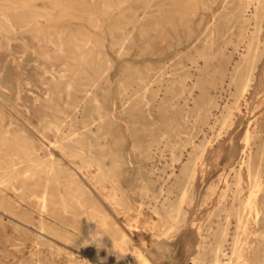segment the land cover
<instances>
[{"label":"rangeland","instance_id":"rangeland-1","mask_svg":"<svg viewBox=\"0 0 264 264\" xmlns=\"http://www.w3.org/2000/svg\"><path fill=\"white\" fill-rule=\"evenodd\" d=\"M19 1L0 0V6L26 16L23 15L22 21L15 23L14 27H8L0 17V264H138L137 252L149 264H192L200 243L197 230L201 228L204 234L210 233L217 222H224L222 216H214L213 209L225 182L231 180L232 168L235 169L241 159L246 126L250 132L256 131L257 135L263 136L264 53L256 63L245 100L243 97L238 102L239 110L236 111V107L231 110L233 121H229L226 127L220 129L217 125L225 105L234 100V85L226 80L222 83V90L210 88L203 93L205 100L213 97L216 100V106L210 110V120L198 124L194 120L195 115L191 114L192 108L201 104V92L194 84L197 79L196 62L198 66L202 64L201 59L194 63L191 56L201 47L228 51L230 44L227 40L234 41L240 29L239 23L229 20V5L237 0H228L225 9L226 0H105V3L104 0H72L74 4H70L71 0H64L67 4L63 0ZM52 1L60 3L57 5ZM62 2L70 4L71 8ZM159 5L162 8L159 9ZM10 10L8 13L13 14ZM108 10L113 11L110 13ZM177 10H180V15ZM35 12L42 13L37 15ZM69 15L79 17L75 19L72 16L70 21ZM89 16L94 19H89ZM86 21L93 22V25ZM34 23L35 27H30ZM95 25L98 28H94ZM5 70L12 73L8 81ZM2 85L6 86L2 89ZM17 86L20 92L15 89ZM44 104H49L47 109ZM166 118L170 121L167 122ZM59 135L61 139L65 138L63 143L66 145L79 146L82 154L72 150L64 155L56 149L51 142L59 140ZM69 135L73 136V142L66 140ZM189 135L192 136V144L206 143L204 152L197 160L194 159L196 168L188 189L192 205L186 196L185 199L182 197L181 192L187 185L183 180L181 187L173 189L170 196L182 198L178 201L186 214L184 226H180L174 236L159 237L151 222L156 223L159 229L165 221L161 213L152 211L154 200L150 194L162 202L164 194H158L159 184L171 172L177 174L188 159L192 144L187 143V146L185 142ZM171 143L185 145H180L182 150L179 149L177 162L170 158ZM133 147L152 149V154L148 159H142L133 152ZM49 151L67 170L60 174V184L50 187L54 198L58 200L66 194L65 176L73 173L77 185L86 194L87 204L77 207L67 201L66 208L55 206L44 213L37 208L44 178L39 171L33 178L25 171L34 162H47ZM88 154L95 155V159L105 167L111 166L113 157H120L121 166L114 168L111 180L94 184L91 180L96 173L94 165L78 168L81 159ZM153 178L155 183L149 184V195L141 196V182ZM172 180L173 176L170 182ZM213 183L217 188L202 205L203 197ZM112 185L118 187L116 195L122 198L126 209H122L116 200L108 199ZM90 206L99 214L91 215ZM41 219L51 226L43 234H39L37 229ZM233 226V220L229 219L226 248ZM120 240H123L124 249L120 247Z\"/></svg>","mask_w":264,"mask_h":264},{"label":"bare ground","instance_id":"bare-ground-1","mask_svg":"<svg viewBox=\"0 0 264 264\" xmlns=\"http://www.w3.org/2000/svg\"><path fill=\"white\" fill-rule=\"evenodd\" d=\"M7 1V0H6ZM33 1V0H32ZM37 1V0H35ZM77 1V0H75ZM101 1V0H99ZM103 1V0H102ZM122 1V0H121ZM138 1V0H137ZM148 1V0H147ZM146 1V2H147ZM179 1V0H178ZM21 2V0L19 1ZM30 2V1H29ZM54 2V1H52ZM64 2V0H63ZM62 2V3H63ZM67 2V1H66ZM64 2V3H66ZM74 1L71 0L70 4ZM81 2V1H79ZM90 2V1H89ZM98 2V1H97ZM107 2V0H106ZM112 2V1H111ZM150 2V1H149ZM190 2V1H189ZM225 2V0L223 1ZM9 3V2H7ZM24 2L21 3V5ZM26 3H28L26 1ZM25 3V5H26ZM57 4V2H54ZM53 3V4H54ZM60 2H58L57 5H59ZM61 3V4H62ZM63 3V4H64ZM105 3V0H104ZM116 3V1H115ZM29 4V3H28ZM51 4V5H53ZM55 4V5H56ZM67 4V3H66ZM65 5L66 7H70L71 5ZM83 4V3H82ZM86 4V3H85ZM110 4V2L108 3ZM146 5V3H144ZM148 4V3H147ZM172 4V3H171ZM228 4V0H226L225 7L223 9L227 8L226 6ZM12 5V4H11ZM24 5V4H23ZM34 5V4H33ZM64 5L62 7L64 8ZM79 3L77 4V6ZM96 5V4H95ZM100 5V3H99ZM104 5V4H103ZM176 5V4H175ZM188 5V4H187ZM190 5H192L190 3ZM224 5V4H222ZM221 5V6H222ZM15 6V5H13ZM19 6V5H18ZM50 6V5H49ZM61 6V5H60ZM74 6V5H73ZM76 6V7H77ZM86 6V5H85ZM88 6V5H87ZM98 6V5H97ZM101 6V5H100ZM108 6V5H107ZM111 5H109L110 7ZM120 6V5H118ZM118 6L116 8H118ZM170 6V5H169ZM174 6V5H173ZM178 6V5H176ZM201 6V5H200ZM6 6H0L1 13L0 17L2 18V21L8 25V27H14L16 24L15 23H20L22 21V18L25 16L23 13H19L18 11H15L10 8H5ZM22 7V6H21ZM25 7V6H24ZM23 7V8H24ZM42 7V6H41ZM61 7V8H62ZM79 7V6H78ZM84 7V6H83ZM104 8V6H102ZM115 7V6H114ZM154 7V6H153ZM156 7V6H155ZM166 7V6H165ZM179 7V6H178ZM204 7V5L202 6ZM26 8V7H25ZM28 8V7H27ZM71 8V7H70ZM69 8V9H70ZM82 8V7H81ZM80 8V9H81ZM87 8V7H86ZM89 8V6H88ZM101 8V7H100ZM107 8V7H106ZM115 8V9H116ZM152 8V7H151ZM149 8V9H151ZM158 8V7H157ZM162 8L159 5V9ZM183 8V7H181ZM177 8V9H181ZM192 8V6H191ZM195 8V5H194ZM230 12H229V20L235 23L240 24V29L238 32V35L234 41L232 40H227V42L230 44V47L228 48V51L224 50H213L211 47L208 48H198L196 50V53L191 56L193 59L194 63L196 62L197 59L202 60V64L196 66L197 70V79L194 85H198V88L200 90V96L199 100L201 101L200 105L198 107L196 106L195 108H192L191 114L193 113L195 116V121H197L198 124L200 123H205L207 122V119L210 114V110L213 106H216V100L215 98H209L208 100H205L203 97V93H206V91L210 88L212 89H219L222 90V83L226 80L228 83L234 85V100L232 103H228V105H225V109L221 112V117L217 120V125L219 124L220 129H223L226 127L229 121H233V118L231 120V110L236 107V111L239 110V106L237 107L238 102L240 100L242 101L241 98H243L246 93L249 91V88L251 86V82L254 78V70L256 68V63L258 60L262 57V54L264 53V0H237L236 3H230L229 5ZM20 9V8H18ZM35 9V8H34ZM33 9V10H34ZM47 9V8H45ZM44 9V10H45ZM60 9V8H59ZM67 9V8H66ZM85 9V8H84ZM110 9V8H109ZM113 9V8H112ZM114 9V10H115ZM175 9V8H174ZM173 9V10H174ZM186 9V8H185ZM196 9V8H195ZM9 10L13 12V14H9ZM41 10V9H40ZM58 10V9H56ZM60 9L59 11H61ZM68 10V9H67ZM66 10V11H67ZM72 10V9H71ZM83 10V9H82ZM100 10V9H99ZM98 10V11H99ZM104 10V9H102ZM111 10V9H110ZM128 10V9H126ZM131 9H129L130 11ZM172 10V11H173ZM25 12L26 10H22ZM21 11V12H22ZM37 11V9H36ZM46 11V10H45ZM57 11V13L59 12ZM63 11V10H62ZM65 11V10H64ZM69 11V10H68ZM75 11V10H74ZM72 11V12H74ZM107 11V9H106ZM109 11V10H108ZM113 11V10H112ZM112 11H109L110 13ZM125 11V9H124ZM175 11V10H174ZM173 11V12H174ZM179 15H180V10ZM182 11V10H181ZM187 11V10H185ZM10 12V13H11ZM34 12V11H30ZM39 12V11H37ZM35 12V13H37ZM71 12V11H70ZM87 12V11H86ZM172 12V13H173ZM29 12L27 11L26 14ZM42 13V12H41ZM40 13V14H41ZM44 13V12H43ZM47 13L48 10H47ZM46 13V14H47ZM75 13V12H74ZM79 13V12H78ZM85 13V12H84ZM89 13V12H88ZM91 13V11H90ZM98 13V12H97ZM104 13V12H103ZM106 13V12H105ZM108 13V12H107ZM182 13V12H181ZM190 13V12H189ZM188 13V14H189ZM37 13V15H40ZM45 14V13H44ZM51 14V13H49ZM63 14V12H62ZM67 14V13H65ZM81 14V13H79ZM78 14V15H79ZM93 13H91L92 16ZM102 14V13H101ZM113 14V13H112ZM111 14V15H112ZM122 14V13H121ZM174 14V13H173ZM176 14V13H175ZM187 14V12H186ZM24 15V16H23ZM57 15V14H56ZM81 15H84L83 13ZM80 15V16H81ZM88 15V14H87ZM105 15V14H104ZM120 15V14H119ZM123 15V14H122ZM150 15V14H149ZM156 15V14H155ZM178 15V16H179ZM216 15V14H214ZM45 16L42 14V17ZM50 16V15H48ZM61 16V14H60ZM66 16V15H65ZM64 16V17H65ZM71 19L75 16L69 15ZM73 16V17H72ZM85 16V15H84ZM83 16V17H84ZM103 16V15H102ZM106 16V15H105ZM118 16V15H117ZM116 16V17H117ZM160 16V15H158ZM26 17V16H25ZM34 17V16H31ZM28 17V18H31ZM35 17H37L35 15ZM41 16H39L40 18ZM57 17V16H56ZM63 17V16H62ZM79 17V16H77ZM75 17V19L77 18ZM120 17V16H119ZM142 17V15H141ZM165 17V16H164ZM181 17V16H180ZM67 18V16L65 17ZM89 19L93 17H88ZM43 19V18H42ZM50 19V18H46ZM57 19V18H56ZM55 19V21H56ZM64 19V18H63ZM94 19V18H93ZM106 19V18H105ZM213 19V18H212ZM23 20H26L25 18ZM58 20V19H57ZM68 20V21H69ZM79 20V18L77 19ZM76 20V21H77ZM97 20V19H96ZM121 20V19H120ZM123 20V19H122ZM159 20V18H158ZM214 20V19H213ZM34 18V22H35ZM38 21V20H37ZM45 21V20H44ZM48 21V20H46ZM51 21V20H49ZM54 21V19H53ZM90 21V20H89ZM89 21H86L89 22ZM93 21V20H92ZM115 21V20H114ZM1 22V21H0ZM43 22V21H41ZM80 22V21H78ZM95 22V20H94ZM162 22V21H161ZM164 22V21H163ZM174 22V21H173ZM186 22V21H185ZM26 23H31V22H26ZM45 23V22H44ZM93 22H89V24ZM98 23V20L96 24ZM218 23V22H217ZM25 24L22 22V25ZM172 24V23H171ZM186 24V23H185ZM190 24V23H189ZM35 23L31 25L30 27H35ZM40 25V24H39ZM87 25V24H86ZM98 25V24H97ZM97 25L94 26V28H98ZM117 25V24H116ZM88 26V25H87ZM250 26H252L251 29H248ZM19 27V26H17ZM48 27V26H47ZM90 27V26H88ZM93 28V27H92ZM93 28V29H94ZM118 28V27H116ZM121 28V26H120ZM140 28V27H139ZM173 28V27H172ZM48 29H51L49 27ZM3 30V29H2ZM41 30V29H40ZM64 31V29H62ZM100 30V29H99ZM108 30V29H106ZM118 30V29H117ZM120 30V29H119ZM205 30H207L205 28ZM62 31V32H63ZM66 31V29H65ZM116 31V29H115ZM122 31V30H121ZM189 31V30H188ZM204 31V30H203ZM48 32V31H47ZM59 32V31H58ZM57 32V33H58ZM75 32V31H73ZM80 32V31H79ZM93 32V30H92ZM191 32V31H190ZM211 32V31H210ZM236 32V31H235ZM52 33V32H51ZM56 33V34H57ZM87 33V32H85ZM84 33V35H85ZM111 33V32H110ZM205 33V32H204ZM207 33V32H206ZM69 34V33H68ZM72 34V33H71ZM77 34V33H76ZM75 34V35H76ZM89 34V33H87ZM131 34V33H129ZM203 34V33H202ZM61 35V33H60ZM59 35V36H60ZM81 35V34H78ZM166 35V34H165ZM211 35V34H210ZM53 36V35H52ZM73 36V35H72ZM82 36V35H81ZM91 36V35H90ZM202 36V35H201ZM216 36V35H215ZM55 39V36H53ZM70 37V36H69ZM76 37V36H75ZM87 36H84L86 39ZM89 37V35H88ZM93 38V36H91ZM129 37V35L127 36ZM211 37V36H210ZM52 38V37H51ZM78 38V36H77ZM83 37H81L82 39ZM52 38V40H54ZM58 38H56L57 40ZM66 39V38H65ZM89 39V38H88ZM88 39L86 40L88 42ZM95 39V37H94ZM198 39V38H197ZM223 39V38H222ZM36 40V39H35ZM78 40V39H77ZM76 40V41H77ZM208 40V39H207ZM211 40V39H210ZM58 41V40H57ZM85 41V40H84ZM91 41V40H90ZM126 41V40H125ZM166 41V40H165ZM94 42V41H93ZM97 42V41H96ZM205 42V40H204ZM55 43V41H54ZM90 43V42H89ZM124 43V42H123ZM91 44V43H90ZM95 44V42H94ZM93 44V45H94ZM58 45V44H56ZM12 46V45H11ZM16 46V45H15ZM13 46V47H15ZM59 47V45H58ZM94 47V46H93ZM98 47V46H97ZM122 47V46H121ZM11 48V47H10ZM12 50V49H11ZM144 51V50H143ZM18 53V52H17ZM20 55V53H18ZM22 55V54H21ZM179 55V54H178ZM47 56V55H46ZM103 56V55H102ZM62 58V57H61ZM6 60V59H5ZM33 60V59H32ZM5 62V61H3ZM33 62V61H32ZM9 63V62H8ZM7 63V64H8ZM14 63V61H13ZM43 63V62H42ZM16 64V63H15ZM45 64V63H44ZM109 64V63H108ZM193 65V64H191ZM195 65V64H194ZM2 66V65H1ZM8 66V65H7ZM23 66V65H22ZM3 67V66H2ZM11 67V65H10ZM5 68V66H4ZM111 68V67H110ZM152 68V67H151ZM6 69V68H5ZM9 69V67H8ZM7 69V70H8ZM32 69V68H31ZM6 71V80H10L9 77L12 75L11 70ZM23 70V69H22ZM152 70V69H151ZM21 71V70H20ZM148 71V69H147ZM0 72H2L0 70ZM19 72V71H18ZM17 72V73H18ZM136 72V71H135ZM160 72V71H159ZM5 73V72H4ZM1 74V73H0ZM164 74V73H163ZM14 75V73H13ZM21 75V72H20ZM23 75V74H22ZM18 77V76H14ZM32 77V76H28ZM192 77V76H189ZM195 77V76H194ZM162 78V77H161ZM187 80V79H186ZM6 81V82H7ZM193 81V79H192ZM190 82V81H189ZM8 83V82H7ZM11 85V82H9ZM160 83V82H159ZM19 84V83H18ZM229 84V85H230ZM4 85V84H3ZM2 85V89L6 86ZM1 86V85H0ZM19 89H20V85ZM15 87V89H18ZM113 86V85H112ZM10 87V86H9ZM151 87V86H150ZM92 88V87H91ZM147 88V87H146ZM187 88V87H186ZM18 89V90H19ZM192 89V87H191ZM190 89V90H191ZM22 90V89H21ZM45 90V89H43ZM183 90V89H182ZM181 90V91H182ZM17 91V90H16ZM143 91V90H142ZM20 92V90H19ZM146 92V91H145ZM183 92V91H182ZM1 93V92H0ZM88 94V92H87ZM138 94V93H137ZM158 95V94H157ZM31 96V95H30ZM126 96V95H125ZM194 96V95H193ZM224 96V95H223ZM42 97V96H41ZM133 97V96H132ZM157 97V96H156ZM177 97V96H174ZM180 97V96H179ZM246 97V96H245ZM245 97L243 98L245 100ZM189 98V97H188ZM131 99V98H130ZM182 99V98H181ZM186 99V98H185ZM229 99V98H228ZM54 100V99H53ZM191 100V99H190ZM186 102V101H185ZM191 102V101H190ZM228 102V101H227ZM245 104V103H244ZM49 105V104H47ZM46 105V106H47ZM189 105V104H188ZM45 106V104L43 105ZM45 106V107H46ZM79 106V105H78ZM82 106V105H81ZM247 106V105H246ZM40 107V106H39ZM187 107V106H185ZM238 108V109H237ZM45 109V108H44ZM47 109V107H46ZM243 109V108H242ZM40 110V109H39ZM119 110V109H118ZM234 110V109H233ZM42 111V110H41ZM45 111V110H44ZM185 112V111H184ZM235 112V111H234ZM46 113V111H45ZM48 113V110H47ZM111 113V112H110ZM109 113V114H110ZM122 113V112H121ZM123 113H126L124 111ZM186 113V112H185ZM212 113V111H211ZM234 114V113H233ZM211 115V114H210ZM106 116V115H105ZM112 116V114H111ZM76 117V116H75ZM234 117V115H233ZM237 117V115H236ZM103 118V117H102ZM101 118V119H102ZM114 118V117H113ZM40 119V118H39ZM38 119V120H39ZM167 122L170 121V118H166ZM193 120V119H192ZM210 120V119H208ZM92 121V120H91ZM100 121V119H99ZM111 120L108 119V122ZM173 121V120H172ZM251 121V120H250ZM73 122V121H72ZM101 122V121H100ZM209 122V121H208ZM245 122V121H244ZM252 122V121H251ZM95 123V121H94ZM234 123V122H233ZM250 123V122H249ZM248 123V124H249ZM53 124V123H52ZM96 124V123H95ZM116 125V124H115ZM205 124H203L204 126ZM216 125V126H217ZM61 126V125H60ZM96 126V125H94ZM109 126V125H107ZM253 126V125H252ZM255 126V125H254ZM69 127V126H68ZM125 127V126H124ZM244 135V145L243 149L241 152V159L235 169L232 168L231 172V180L230 182H225V188L224 190L220 193V196L218 198V201L216 203V207L213 209L216 217H223L224 222L220 223L217 222L216 226L214 229L211 230V232L204 234L202 230L198 229L197 232L200 237V243L197 246L198 252L197 255L192 258V264H264V127H263V136L257 135L256 131L250 132L248 129ZM71 128V127H70ZM210 128V127H209ZM214 128V126H213ZM255 129L257 127H254ZM86 129V128H84ZM212 129V127L210 128ZM83 130V129H82ZM81 130V131H82ZM214 130V129H213ZM217 130V129H216ZM215 130V132H216ZM225 131V130H224ZM224 131L222 133H224ZM126 132V131H125ZM201 132V131H200ZM212 132V131H211ZM209 133V132H208ZM217 133V132H216ZM20 134V133H19ZM225 134V133H224ZM227 134V132H226ZM234 134V133H233ZM65 135V134H64ZM164 135V134H163ZM207 135V134H206ZM220 135V132H219ZM10 136V135H9ZM44 136V135H43ZM60 136V135H59ZM63 136V135H62ZM70 136V135H69ZM73 136H76V133L73 134ZM73 136L67 137V141H74ZM208 136H211L208 134ZM218 136V135H216ZM223 136V135H222ZM221 136V137H222ZM18 137V136H17ZM58 137V136H57ZM201 138V137H200ZM205 138V137H204ZM207 138V137H206ZM209 138V137H208ZM213 137H211L212 139ZM218 139V138H217ZM221 139V138H220ZM187 142H185L187 145L192 144V136L189 135L188 138L186 139ZM185 140V141H186ZM194 140V139H193ZM202 140V139H201ZM205 140V139H204ZM209 140V139H208ZM6 141V140H5ZM55 141V140H54ZM65 141V138L56 140L55 142H51L52 145L61 151L64 155H68L67 152H70L72 150H75L76 153L82 154L83 150L75 145V144H70L66 145L63 143ZM89 141V140H88ZM212 141V140H210ZM218 141V140H216ZM102 142V140H101ZM208 142V141H207ZM1 143V142H0ZM214 143V142H213ZM179 143H171L169 145V152H170V158L172 162H177L179 159V154L181 147L185 145H181ZM187 145V146H188ZM206 143L200 142L198 144H193L191 145V150L188 152V159L180 166L179 172L177 170V174H173V172L170 173V175H166L165 178H162V181L159 184V193L158 194H164L163 200L160 203V200H158L157 196L150 194L151 198L154 200V204H152V211L155 214L161 213L163 215V220L165 221V225L162 223L161 227L158 229L156 226V223L151 222V226L153 229H155L159 237H170L175 233L180 226H184V219H185V211L183 208L179 205L178 199L182 198H175L173 199L170 195L172 193L173 189H178L181 187V183L183 180L187 182V185L184 187L185 190H182V197L185 196L190 200L189 203L192 200V195L190 192H188V189H190V179L194 173V159L199 155L204 152ZM208 145V146H212ZM31 146V145H30ZM153 146V145H152ZM154 147V146H153ZM152 147V148H153ZM47 149V148H46ZM154 149V148H153ZM133 152L137 153L138 157H141L142 159H148L151 154H152V149L151 150H139L133 147ZM182 150V149H181ZM5 151V150H4ZM74 153V152H73ZM19 154V153H18ZM78 155V154H77ZM82 157V155H80ZM95 155L93 154H88L86 158L81 159V164L78 166L79 169L82 168H87L89 165L93 164L94 167L96 168V173L91 177V180L94 184H102L105 181L111 180V175L113 173L114 168L117 169L121 166V158L120 157H113L111 159V166L105 167L100 164L99 160H96ZM125 157H128L127 155ZM201 157V156H200ZM36 158V157H35ZM185 158V157H184ZM199 158V157H198ZM127 159V158H126ZM129 160V159H128ZM127 160V161H128ZM38 161V160H37ZM170 161V163H171ZM181 161V160H180ZM165 162V161H164ZM22 163V162H21ZM129 163V162H128ZM160 163V162H159ZM148 164V163H147ZM176 165V163H174ZM171 165V164H170ZM4 166V165H3ZM28 166V165H27ZM5 167V166H4ZM202 167V166H201ZM199 167V168H201ZM14 168V167H13ZM91 168V167H90ZM171 168H173L171 166ZM12 169V167H11ZM94 169V168H93ZM169 169V168H168ZM175 169V168H174ZM25 170V168H24ZM166 170V169H165ZM3 171H5L3 169ZM39 171L41 176H43L44 181L42 183V192L40 195V201L39 198H37V201H39V208L40 212L44 213L47 211L49 208L55 207V206H61L63 208H66V202H70L71 204H74L77 207H82V204H87L88 199L85 197V192L81 191L80 187L77 185V182L74 179V174L69 173L68 175L65 176V183L64 187L66 189V194L63 197H60L58 200H56V197L54 198V194L51 192V186H56L60 184V174L65 173L67 170L64 168V166L59 162L56 161L53 157V154L49 151L48 154V161L47 162H34L31 164V166L25 171L28 172L29 176H32V178L35 175V172ZM175 171V170H174ZM138 171H136L137 173ZM148 172V170H147ZM149 173V172H148ZM5 174V173H3ZM152 174V172H150ZM155 174V173H154ZM16 176V175H15ZM173 176V180L170 182V178ZM13 177V176H12ZM5 178V177H3ZM22 178V177H21ZM155 178V177H154ZM153 179H149L148 182H141V185L139 187V192L141 196L149 195L150 193V188L149 184H153L154 182ZM8 179V178H7ZM90 179V178H89ZM6 180V179H5ZM13 180V179H12ZM21 180V179H20ZM159 180V179H158ZM157 180V181H158ZM11 181V180H9ZM8 182V181H7ZM35 182V181H34ZM155 183V182H154ZM2 184V183H0ZM22 184V182H21ZM34 184V183H33ZM76 185V186H75ZM109 185V184H108ZM114 185V184H113ZM111 188L110 194L108 196V199L111 200H116L117 204L122 208L126 209V206L122 200V198L118 197L116 195V192L118 191V187L113 186ZM110 186V185H109ZM167 186V187H166ZM224 186V185H223ZM1 187V186H0ZM216 185L213 183V185H210L208 187V194H206L203 197V200L201 204L203 205L206 203L210 196H212L213 191L215 190ZM19 188V187H18ZM30 188V187H29ZM183 188V189H184ZM217 188V187H216ZM26 189V188H25ZM175 189V190H176ZM16 191V189H15ZM21 192V190H19ZM38 191V190H37ZM122 191V190H121ZM1 193V192H0ZM16 193V192H15ZM155 194V193H154ZM199 194V193H198ZM212 194V195H211ZM189 195V196H188ZM21 196V195H20ZM33 197V196H32ZM148 197V196H147ZM159 197V196H158ZM29 198V197H28ZM31 199V198H29ZM36 200V198H34ZM33 199V200H34ZM151 199V200H152ZM1 200V199H0ZM23 200V199H22ZM34 200V201H35ZM8 201V200H7ZM157 201L160 203L158 204ZM37 203V202H36ZM151 203V202H150ZM153 203V202H152ZM184 203V202H182ZM7 204V202H6ZM181 204V203H180ZM191 204V203H190ZM200 204V205H201ZM192 205V204H191ZM206 205V204H205ZM90 214L95 215L99 214L95 210L94 207L90 206ZM50 210V209H49ZM53 210V208L51 209ZM56 210V209H55ZM35 211V210H34ZM49 212V211H48ZM63 213V212H62ZM33 214V213H32ZM153 214V213H152ZM15 215V214H14ZM213 216V215H212ZM213 216V218H214ZM38 217V216H37ZM160 218V217H159ZM39 219V218H38ZM216 219V218H215ZM222 219V218H221ZM222 219V220H223ZM232 219L234 226H233V231L229 243L228 248H226V236L228 235L227 231V225H228V220ZM24 220V219H23ZM213 219H211L212 222ZM217 220V219H216ZM186 221V220H185ZM221 221V220H220ZM27 222V221H26ZM36 222V221H35ZM101 222V221H99ZM210 222V221H208ZM210 222V223H211ZM216 222V221H215ZM37 223V222H36ZM33 224V223H32ZM35 224V223H34ZM147 224V223H146ZM145 224V225H146ZM186 225V224H185ZM211 225V224H210ZM36 227L35 225H33ZM150 226V225H149ZM148 226V227H149ZM37 229H39V234H43L51 229V226L46 224L42 219L39 220L37 224ZM208 227V226H207ZM206 227V228H207ZM213 228V227H212ZM158 229V230H157ZM205 230V229H204ZM209 230V229H207ZM231 230V229H230ZM229 230V231H230ZM231 232V231H230ZM139 234V233H138ZM156 234V233H155ZM154 235V234H153ZM157 235V234H156ZM125 236V235H124ZM155 236V235H154ZM174 236V235H173ZM123 237V236H121ZM40 238V236H39ZM124 238V237H123ZM210 238V239H208ZM228 238V236H227ZM35 239V238H34ZM171 239V238H169ZM168 239V240H169ZM20 240V239H19ZM21 241V240H20ZM39 241V239L37 240ZM42 241V240H41ZM120 244V247L123 246V240ZM35 242V241H34ZM38 243V242H37ZM36 243V244H37ZM118 244V243H117ZM163 246V245H162ZM166 246V245H165ZM120 249V248H119ZM166 249V248H165ZM55 253H57L55 251ZM136 254V259L138 264H149L146 258L139 252L135 253ZM204 254V255H203ZM207 254V255H205ZM190 264V263H189Z\"/></svg>","mask_w":264,"mask_h":264}]
</instances>
